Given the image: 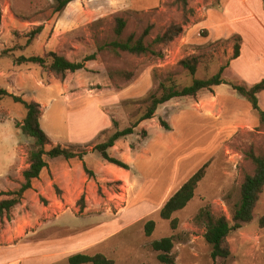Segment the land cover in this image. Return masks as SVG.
Returning <instances> with one entry per match:
<instances>
[{"label":"rangeland","instance_id":"obj_1","mask_svg":"<svg viewBox=\"0 0 264 264\" xmlns=\"http://www.w3.org/2000/svg\"><path fill=\"white\" fill-rule=\"evenodd\" d=\"M232 1L189 0L184 7L177 0H75L56 11L55 0H0V87L26 101L40 103V126L50 139L46 149L60 144L74 151H88L114 131L133 123L145 110L146 98L158 92L159 84L169 77L181 88L226 65L222 77L229 83H244L236 64L228 67L236 36L203 43L207 40L205 31L192 27L207 8L225 10L221 19L235 18ZM257 2L258 7H264V0ZM116 17L127 21L122 37H138L150 26L145 40L151 44L170 24H182L183 30L165 44H153L154 52L115 54L109 43L118 39L114 33ZM37 27H41L39 32ZM51 51L83 62L84 68L66 74L61 81L45 66L16 62L20 55H38L49 61ZM93 54L94 59L85 60ZM191 56L199 59L193 75L179 64ZM119 70L129 71L131 77L124 80L115 73ZM256 76L245 78L252 84L257 82ZM218 90L220 100L215 91L207 89L196 98H172L157 107L153 118L140 122L133 134L118 140L122 148L128 149L125 154V149L113 153L121 159L123 153L127 158L129 177L103 180L94 186L88 195L89 218L80 220L87 222L84 227L78 223L68 228L56 222L45 224L36 235L43 253L100 239L85 253L104 254L112 264H166L159 260V252L151 248V243L171 237L174 245L170 256L175 264H264V188L253 220L228 235L227 258L211 257V247L204 238V216L197 217L204 208L214 217L230 218L244 175L253 170L248 151L264 152V131L256 128L257 113L249 102L230 84ZM24 114L22 104L11 98L0 100V174L13 163L8 172L12 186L22 183L18 178L22 177L26 152L35 148L34 139L17 126ZM160 119L169 124V130L160 125ZM82 142L88 144H76ZM89 161H101L100 154L96 151ZM206 162L193 198L173 213L177 225L172 228L170 220L159 216V209ZM3 182L0 180V191L10 190ZM48 194L31 191L27 204L14 209L20 216L33 219L32 225L24 227L26 232L39 230L57 215H80L85 204V197L79 201L80 197L74 195L68 202L63 199L59 206L56 199L62 196L61 191L52 187V199ZM148 220L155 223L149 236L144 229ZM73 221L76 224L79 220ZM62 238L68 241L59 242L57 247ZM30 250H19V255L35 252ZM10 259V253H6L0 264H9ZM38 260L32 264H69L68 254Z\"/></svg>","mask_w":264,"mask_h":264},{"label":"trees","instance_id":"obj_2","mask_svg":"<svg viewBox=\"0 0 264 264\" xmlns=\"http://www.w3.org/2000/svg\"><path fill=\"white\" fill-rule=\"evenodd\" d=\"M57 2L56 11L63 10L67 4L75 0H55ZM185 7L189 0H177ZM1 22V11H0ZM127 21L122 17L115 18L114 33L118 37L109 43L111 51L115 54L120 52H126L133 55L146 54L148 52H154L152 49L153 44H165L175 37L181 34L183 27L182 24L173 23L170 24L163 32L157 34L151 43H147L145 38L149 35L150 26H147L143 32L134 37L133 34L127 37H122L123 30ZM41 27L36 28V32H39ZM236 41L233 45V54L231 59L239 56L240 52V37H235ZM49 61L44 57L38 55L24 56L20 55L16 58L17 64L23 63H36L40 66H45L56 78L64 80L66 74L73 73L77 70L84 68L83 62H75L67 59L63 55H59L55 52H49ZM95 55L86 57L85 60H92ZM179 64L191 75L195 74L199 59L196 56H191L182 59ZM225 66H221L219 70L213 75L207 78H194L192 82L179 88L176 80L173 77H169L166 82H161L158 86V92L150 94L147 98V106L143 113L129 126L116 130L110 134L103 142L96 144L92 150L97 151L100 157L108 163L114 164L117 167L129 170V165L113 156H110L108 149L113 147L115 143L134 133L138 124L144 120L153 118L157 107L172 98L176 97H190L196 98L201 90H211L213 86L220 84H230L231 87L242 97H244L250 104L251 109L257 113V129L264 131V110L258 105V94L264 91V78L255 82L252 85L245 83H229L222 77V72ZM124 80H128L131 77V73L126 70H119L115 72ZM110 80L113 78L112 73L109 74ZM11 98L14 103L22 104L25 109V114L20 123L17 126L21 132L30 138L34 139L35 148L26 152L25 162L27 167L22 171L23 182L18 189L0 191V223L4 220H10L12 212L15 207L21 203V199L25 191L31 188V181L34 178L39 177L41 170L47 166V162L44 157L56 158L62 157L64 159H70L73 157L82 158L87 150L74 151L66 146L56 144L49 149H46V145L50 143L48 136L42 130L40 126V117L42 115L41 105L36 101H26L20 96L14 95L8 92L5 88L0 87V100ZM160 125L169 130V124L160 119ZM114 126H117L115 120L112 121ZM147 132L142 131V135L145 136ZM247 158L253 165L251 173L244 175L243 181L240 185L239 200L230 209L231 216L228 218L226 215H219L217 217L212 216L204 208L200 209L197 217L204 216L205 219V233L204 238L211 247V257L213 259L227 258L230 255V249L227 243L228 235L233 231L241 228L243 225L253 220V213L255 206L259 200L260 194L264 188V152L257 154L253 150L248 151ZM208 162L202 165L192 176H190L162 205L159 209V216L162 219L170 220L172 228L177 225V219L172 218L174 212L183 209L188 202L193 198L195 189L204 176V170ZM85 172L89 175L92 174L86 165H83ZM84 199L80 196L79 201ZM84 205H82L83 208ZM264 224V216L261 219ZM154 221L148 220L144 224L145 234L149 236L154 229ZM173 239L171 237H163L159 240H154L151 243V248L157 252L158 258L161 262L166 264H175L173 258L170 256L173 248ZM69 264H112V260L107 258L104 254L97 253L94 255L88 253H75L68 257Z\"/></svg>","mask_w":264,"mask_h":264},{"label":"crops","instance_id":"obj_3","mask_svg":"<svg viewBox=\"0 0 264 264\" xmlns=\"http://www.w3.org/2000/svg\"><path fill=\"white\" fill-rule=\"evenodd\" d=\"M231 3L235 9L233 11L235 18L229 19L225 17V19H221L220 17L222 16V12L225 10L222 11V9L207 8L203 11L202 17L192 24V27L194 29L205 31V37L207 40L203 41V43L225 40L229 39L231 36L240 37L239 56L234 59H230L228 67L236 64V69L243 73L242 76H240L241 81L248 85L249 82H247L248 80H246L245 77H255V74L257 73L258 76L255 78L257 79L256 81L264 78V7H258L259 5L257 0H233ZM225 25L226 28H223ZM218 29H220V31H218ZM254 83L255 82L252 84ZM222 85L223 84L216 85L211 88V90L215 91V96L218 98V89ZM218 100H220V98ZM258 105L262 110H264V91L258 94ZM97 131L99 133L101 129H98ZM94 132H96V130H93L92 133ZM120 143L121 141L116 142L113 147L108 149V153L110 156L118 158L129 165L127 158L124 156L125 151L128 148L127 146L122 148ZM76 144L80 145L88 143L82 142ZM123 149H125L123 151L124 154L122 153L123 159L115 156V153H121L120 150ZM95 152L96 151H93L91 147V149L88 150L87 153L82 156V158L77 156L70 159H64L62 157H44L45 161L47 162V166L41 170L39 177L34 178L31 181V188L24 192L21 203L15 207L16 210L27 204L28 200L26 197L31 191L37 190V192L43 196L46 191L49 193L48 195H50L49 197L52 199V194H50L52 187L59 189L62 193V198L59 197L56 199L57 205H62L63 199H65V202H68L70 197L74 195L75 198H78V196L85 197V204L83 208L80 209V215H77L75 212H72L71 214L66 213L64 215H57L55 218H50L49 220L45 221L39 230H33V232L31 230H28L27 232L24 230V227L32 225L33 219H30V216L28 215L20 216L18 211L13 210L11 219L4 220L3 223H0V260H2L3 255L10 253L11 259L8 262L9 264H32L33 261V263L39 261V258L46 260V258H56L59 255L62 256L64 254H68L69 257L70 255L78 252L85 253L86 250L102 241L99 239L88 243L82 242L72 247L67 246L64 248H58L56 249L58 250L57 252L50 251L48 253H43L41 240L36 239L38 232H40V230L47 223L56 222L58 226H64V228H68L70 225L75 226L78 223V226L84 227L87 222L85 223L80 220L82 219L84 221V219L89 218L87 217L90 210L88 205V195L94 190V186L103 180H109L113 178L114 180L120 181L129 177V170H125L123 168L117 167L114 164L108 163L101 157V161H95L94 163H91L89 158ZM13 153L16 154V152ZM13 159L14 156H11L10 161L12 162ZM84 164L90 171H92L91 175L85 172L83 168ZM10 165H6L5 171L0 174V180L2 182L4 181L3 185L6 183L10 187V190H15L18 189L20 185L18 182H16V185L12 186L8 182V172L10 171ZM26 167L27 164L25 162L23 170ZM18 181L23 182V177L18 178ZM73 219H78L79 221H76L75 224ZM79 222L84 225H79ZM61 241H68V238L58 239V242L56 243L57 247ZM25 249L30 251L28 253H31L30 249H33V251L35 250V252L33 254H25L24 256L19 255L20 251L22 252ZM1 262L2 261H0V263Z\"/></svg>","mask_w":264,"mask_h":264}]
</instances>
